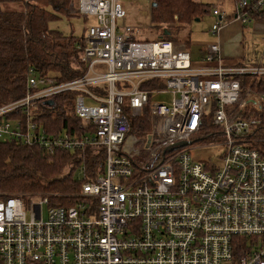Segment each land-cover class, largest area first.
<instances>
[{
	"label": "built area",
	"instance_id": "obj_1",
	"mask_svg": "<svg viewBox=\"0 0 264 264\" xmlns=\"http://www.w3.org/2000/svg\"><path fill=\"white\" fill-rule=\"evenodd\" d=\"M75 9L95 21L83 73L60 80L31 68L25 95L0 105V138L103 150L104 170L47 217L48 196L31 200L29 216L23 197L0 198V264H264V155L250 141L264 90L244 85L264 79V48L227 65L216 40L194 60L184 43L136 40L118 0H77ZM263 9L264 0H236L231 19L245 27ZM212 14L217 34L230 15ZM67 93L80 123L48 131L41 109L57 110ZM159 94L170 103L155 102ZM207 136L222 146L219 163L190 154L193 138Z\"/></svg>",
	"mask_w": 264,
	"mask_h": 264
},
{
	"label": "trees",
	"instance_id": "obj_2",
	"mask_svg": "<svg viewBox=\"0 0 264 264\" xmlns=\"http://www.w3.org/2000/svg\"><path fill=\"white\" fill-rule=\"evenodd\" d=\"M76 0H0V105L23 97L28 71L57 76L60 80L80 76L85 69L81 61L85 34L81 37L64 34L50 23L62 15H79ZM5 3H22L21 10H6ZM151 21L162 29L158 39L177 42L173 29L190 23L213 10L214 5L201 0H152ZM254 18L264 20V9L254 12ZM86 31V30H85ZM166 31L169 33L166 34ZM247 77L251 84L264 90V79ZM73 93L55 98L57 113L41 109V120L48 131L73 129L79 120L73 114ZM65 102H69L65 105ZM22 114L19 111L18 114ZM255 115H261L255 112ZM263 118V116H260ZM147 128V127H146ZM250 141L264 155V119L254 127ZM104 151L56 149L48 152L41 145L16 140H0V198L41 194L57 204L71 202L85 180H91L104 170Z\"/></svg>",
	"mask_w": 264,
	"mask_h": 264
},
{
	"label": "rangeland",
	"instance_id": "obj_3",
	"mask_svg": "<svg viewBox=\"0 0 264 264\" xmlns=\"http://www.w3.org/2000/svg\"><path fill=\"white\" fill-rule=\"evenodd\" d=\"M204 3L212 4L220 7L221 10H225L230 17L235 11L236 0H201ZM235 1V5H234ZM76 3V1H75ZM118 3L122 9L123 16L121 19L122 26H130L134 29V38L139 41H152L157 40L162 29H157L151 21V4L152 0H118ZM3 8L6 10H21L23 9L22 3H5ZM94 18L92 16L75 15L66 16L62 15L59 19L52 21L50 27L54 29H60L64 34H74L75 36L81 37L85 34L86 27L92 24ZM216 22L215 16L212 11L203 15L199 20H193L190 23L181 24L179 27L173 29V36L177 42L183 40H190V46L188 49L196 56L199 53L198 48L202 47L203 44L216 41L217 35L212 33L211 29L213 24ZM250 28H253V22L246 27V38L245 45L250 46L256 45L257 49L264 48V42L262 41V35L254 34ZM249 29V30H248ZM224 37V42L230 47L238 45V39L241 40L242 35L238 25L233 28V31L227 32ZM239 36V37H238ZM153 100L158 101H171L170 94H159L154 96ZM58 110V106H57ZM54 111V116L57 113ZM14 126L15 122L11 121ZM55 128V127H53ZM0 139H7V136H3ZM214 139L211 136L204 137L202 139L193 138V145L190 148V154L194 160L198 161H212L219 163L222 146L218 144H212ZM41 194L33 196L23 197L25 201V208L27 215H30V202L33 198H39ZM57 203L49 201L43 205V216L47 217L49 207Z\"/></svg>",
	"mask_w": 264,
	"mask_h": 264
},
{
	"label": "crops",
	"instance_id": "obj_4",
	"mask_svg": "<svg viewBox=\"0 0 264 264\" xmlns=\"http://www.w3.org/2000/svg\"><path fill=\"white\" fill-rule=\"evenodd\" d=\"M234 5H235V1H234ZM215 7L216 8H220V7L214 5V8ZM236 25H238L239 28H240L242 38H241V40L238 39V41H239L238 45H236L235 46L236 48H234V47H230L229 45H227L224 42V37H226L225 35L227 34V32H229L231 30L233 31V28H235ZM246 27L247 26H245V27L242 26L239 21L233 20V19H231V17H229L228 23H226V25H224L221 28L220 32H218L216 34L217 35V40H219L222 43L223 57H224L223 62H224V64L233 65V64L242 63L244 61V59H245V54L250 53V52H246V51L250 50L252 52V50H251L252 46H250V44L245 45ZM249 29H250L251 32L253 31L254 34H258V35H262L263 36V34H264V20H255V21H253V28H250V26H249ZM183 41H186V40H183ZM182 43H184V42H182ZM188 44H189V46L191 45L190 44V40H189ZM205 44H203L202 47L198 48L199 53L196 56H193V53L191 52L192 53V57H193L194 60H197L202 55L203 48H204Z\"/></svg>",
	"mask_w": 264,
	"mask_h": 264
},
{
	"label": "water",
	"instance_id": "obj_5",
	"mask_svg": "<svg viewBox=\"0 0 264 264\" xmlns=\"http://www.w3.org/2000/svg\"><path fill=\"white\" fill-rule=\"evenodd\" d=\"M155 4H156V3H152V5H155ZM197 20H199V19H197ZM168 33H169V32H168V31H166V34H168ZM47 103H48V104H52V103H53V100H48V101H47ZM181 144H182V145H186V144H187V142H186V141H184V142H182Z\"/></svg>",
	"mask_w": 264,
	"mask_h": 264
},
{
	"label": "bare ground",
	"instance_id": "obj_6",
	"mask_svg": "<svg viewBox=\"0 0 264 264\" xmlns=\"http://www.w3.org/2000/svg\"><path fill=\"white\" fill-rule=\"evenodd\" d=\"M76 2H77V0H76ZM118 4H119V3H118ZM215 8H216V7H215ZM215 8H213V10H214ZM213 10H212V11H213ZM18 115L21 116V117L23 116V114H20V113H19ZM104 157H105V156H104Z\"/></svg>",
	"mask_w": 264,
	"mask_h": 264
}]
</instances>
